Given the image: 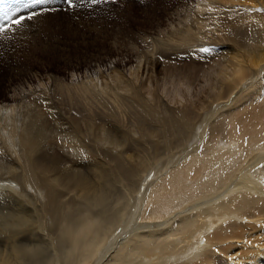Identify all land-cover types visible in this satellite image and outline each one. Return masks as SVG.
<instances>
[{"label": "bare ground", "instance_id": "1", "mask_svg": "<svg viewBox=\"0 0 264 264\" xmlns=\"http://www.w3.org/2000/svg\"><path fill=\"white\" fill-rule=\"evenodd\" d=\"M54 3L66 7L63 0ZM20 5L0 0V17ZM121 7L115 2L60 11L0 39V77L10 85L0 97V264H55V258L62 264H215L217 258L223 264H264V0H180L169 16L185 17V27H159L139 60L137 31H128L122 45L113 43L114 55L126 45L132 56L115 58L109 67L133 75L132 93L85 90L73 80L74 71L66 73L71 82L62 83L52 67L72 62L74 54L59 45L53 26L65 16L116 23ZM219 40L234 48L223 52L222 61L188 74L172 94L161 88L148 99L137 67L148 73L159 67L149 68L157 55ZM28 44L47 46L46 56L36 59ZM82 58L77 67L96 71L91 81L98 86L108 65L102 57L94 64ZM13 84L22 90H12ZM207 86L209 108L197 111ZM26 102L32 111L19 126L16 111ZM35 106L59 110L42 117ZM71 110L81 117H71ZM101 122L116 128L105 134V143L120 144L115 136L123 132L130 142L126 150L97 143L91 130L107 126ZM131 125L139 140L130 136ZM130 150L139 153V164L126 156Z\"/></svg>", "mask_w": 264, "mask_h": 264}, {"label": "rangeland", "instance_id": "2", "mask_svg": "<svg viewBox=\"0 0 264 264\" xmlns=\"http://www.w3.org/2000/svg\"><path fill=\"white\" fill-rule=\"evenodd\" d=\"M128 1L133 2V5L132 6L128 5ZM179 1L180 0H143V3H141L140 0H137V1L136 0H116V3L122 6L121 8L124 9L123 17L120 20H118L116 23H112V20L109 18L105 22L104 25L95 24L94 22L93 24L92 22H90L92 21V19H90V21L80 20V19L70 20L71 19L70 17L63 15L66 17V21H62L60 23L55 24L52 28V33L56 40L58 39L61 40L59 42V45L62 47H66L68 50H70L74 54V56L72 58V62L69 59L62 60L60 62L55 63V66H53L52 69L55 71V73L59 74L62 77L60 78L62 83L65 82L68 84L69 82H71L72 78L66 75V73H68L69 71L76 72L75 79L73 80H76V83L79 85L78 87L84 88L85 90H90V86H92L95 90H99L100 92L107 91L109 93H113L115 91L118 94L132 93V86L128 83V81L129 79H131L133 75H130L129 71L124 67L116 68L117 69L116 71H114V68L110 69L109 67L110 61L115 58L120 59V60L129 59V57L132 56V54L130 53V47L126 45L120 46L119 49L117 50L119 54L118 56H115L114 52L116 51V48L114 47L113 43L116 41L120 43V45H122L123 42L125 41L124 36L125 34H127L128 31H133V32L137 31V60H139L140 59L139 57H141L143 54L145 55L144 51L150 49L151 47L150 40L152 38L154 40V37L157 36L156 34H157L159 27H169V28H171V26H173L174 28L185 27L186 22H187L186 21L187 19L185 17H183L181 20L173 21L169 16L170 7L176 6ZM186 1L187 3L190 2V0H186ZM13 2H15V0H13ZM144 37H148V41H149L148 43L143 41ZM149 37H150V40H149ZM216 42H217L216 44L208 47V48H212L213 51L208 52V53L201 52V54L203 55L198 54L199 49L192 50L187 53L178 51L171 55L172 57L171 59H169L168 58L169 55L167 56L165 53H163L162 60L159 59L157 55L156 60L152 64H150L149 68L155 65H158L159 67L153 69V71L152 70L149 71L148 73H143L142 70L138 71V67H137V75L140 76L139 78L140 82L143 85L149 87L148 90L144 92L145 94L149 96L148 99H151L153 96H155L158 90L161 88L162 89L160 91H163L165 94L167 95L172 94L171 90L173 89V87L179 86L180 84L181 85L184 84L185 78L187 77L188 74L195 75V73L199 72L204 67H207L211 61H214V60L222 61L223 52L234 50V48L228 47L227 43L229 42L227 40H219ZM46 47L39 49V48H33L32 44H30V47H29V44H28L26 47V50L28 52L35 53L34 57L38 59L37 58L38 55H45L42 50H44ZM184 55L187 56L188 59H185ZM82 57H84L85 59L91 60L90 63H93V64L100 57H102L104 59V63L108 65V67H103V69L105 70L106 68V70L98 78V82H99L98 86L95 84L96 81H91L96 78V75H98L96 71H92L90 68H88V70H84V69H80L77 67L78 63L82 61L83 59ZM63 75H65L64 79H63ZM7 79L8 78L6 76L0 77V97L2 96V93L4 92V88H7L8 86H10V85H7L8 84ZM209 82H211V80H209ZM21 85L23 86V84ZM11 89L21 91L22 87L19 86L18 84H13V86H11ZM206 91H209L208 86L205 89V92ZM208 95L209 93L206 92L204 93L201 99H198L196 97L197 98L196 100L197 101V104H196L197 111L207 110L209 108L208 106L210 103L209 100H211L212 95L209 96L208 98L209 100H207ZM32 106L33 104L26 102L25 104H22V106L18 107L16 111V116H17L16 123H18L19 126L22 125V123H24V121L30 116L29 113L30 111H32L31 110ZM198 106L199 107L202 106L201 109ZM35 108L41 111L39 112L38 110H34L36 112L38 111L39 113H41L42 117H49V115L52 112L57 113L59 110L58 108L48 109L47 106H44V107L35 106ZM61 111L64 112V110H61ZM61 111H60L61 117L69 116L68 113L62 114ZM71 111H72L71 117H81L79 115L76 116L73 113V110ZM100 111L103 113L104 115L103 117H108L104 114V111L102 110ZM101 123L107 126L104 128L103 126H99L100 128L97 127V129L91 130V134L93 135L97 143L102 146L104 145L107 148L108 147L110 148L112 146H114L115 148L117 147L118 149L120 148L118 150L119 152L126 150L125 148L127 147L126 144L130 142L129 140L126 141L127 138H125V135L123 134V132L119 133V135L116 134L115 136L116 137L115 139H118L120 144L114 143V145H109V143H105L104 141L105 134L108 131L113 133L116 130V128L112 127L113 124L111 123H106V124L104 122H101ZM131 127L133 128L132 129L133 131H131L132 134L130 136L133 139L139 140V135L135 129L136 127L134 125H131ZM54 128H56V130L53 129L52 133L55 131H58V132H55V133H58V136L62 135L61 138L64 137L66 140H69L70 137L69 138L67 137L69 136L68 134L64 135L65 134L64 132L60 133V129L56 126H54ZM118 131L121 132V130H118ZM135 132L137 133V135ZM7 133H8V129H5L3 133L4 136H7ZM55 133L53 134L50 133V136H52V140H54L55 139L54 137L57 136ZM151 137L156 138L154 134H152ZM143 138H145V136H143ZM13 140L14 141L16 140V136H13ZM79 141H81L82 144H85L83 142V139L82 140L79 139ZM6 142L10 146H13L15 143V142H10L8 140H6ZM121 148L123 149L121 150ZM131 152L133 151L131 150L127 151L126 152L127 155L125 153L127 157L128 155H130L128 159L130 160L131 158L133 160L135 158L136 161L133 160L134 162H137V163L140 162V160H138V158H140V156L138 155L139 153L136 154L135 152L133 153ZM147 153L148 154L145 155L146 157H149L152 154L150 150L147 151ZM142 160L146 161L145 159H142ZM105 167L108 168L107 165H105ZM133 169L137 173V169H140V168H138V166H135ZM150 173L151 171L149 172V174ZM149 176L152 177L153 175L150 174ZM115 177L117 179V176ZM115 177L112 178V181L114 183L116 181ZM92 180L94 179L92 178L89 179V181H92ZM125 185L129 189V185L127 186L126 182H125ZM121 186L123 189H125V187L122 184ZM131 206H132V202H131ZM132 208H135V206H133ZM237 235H240V231L237 232ZM245 250L247 249H243V251L246 252L244 256L248 257L249 254H247V251ZM53 253L55 254V256H58V253L55 248H53ZM220 260H221L220 258H217L215 264H223L222 262H220ZM54 263L62 264L61 260L58 261L57 258H55Z\"/></svg>", "mask_w": 264, "mask_h": 264}, {"label": "snow or ice", "instance_id": "3", "mask_svg": "<svg viewBox=\"0 0 264 264\" xmlns=\"http://www.w3.org/2000/svg\"><path fill=\"white\" fill-rule=\"evenodd\" d=\"M116 0H63V4L66 7H56L54 0H21V5L11 11H6L3 17V23H0V39H10L6 34L14 32L16 29L25 26L27 22L33 21L37 18H48L49 14L58 13L60 11L72 12L77 9H83L85 7L96 6L106 3H115ZM143 3V0H140ZM39 8V10H37ZM26 12V14H22ZM79 19V17H77ZM200 52L208 53L213 51L212 48L201 47ZM171 59V55L168 57ZM163 59V54L159 57ZM259 88H264V71L259 74ZM259 88L256 94H259ZM218 251V249H215Z\"/></svg>", "mask_w": 264, "mask_h": 264}]
</instances>
